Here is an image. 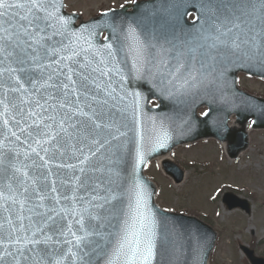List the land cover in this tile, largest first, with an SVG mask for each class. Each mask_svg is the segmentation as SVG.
Segmentation results:
<instances>
[{"label":"snow or ice","instance_id":"snow-or-ice-1","mask_svg":"<svg viewBox=\"0 0 264 264\" xmlns=\"http://www.w3.org/2000/svg\"><path fill=\"white\" fill-rule=\"evenodd\" d=\"M64 7L63 0H0V264H64L69 258L91 264L92 253L109 255L105 248L110 251L106 264H152L156 221L144 186L136 182L117 194L111 177L118 179L119 173L109 168L105 180L102 160L110 149L120 151L113 140L127 136L115 126L117 113L128 107H117L128 95L121 67L126 61L117 55L127 48L136 61L135 78L142 79L141 68L152 64L145 52L156 46L141 40L135 20H90L77 27L79 15L65 13ZM201 9L210 34L215 32L211 47L223 45L264 65V0H201ZM100 28L110 31L105 39L117 47L95 43ZM153 66L161 85L173 84L188 70L179 61ZM131 95L135 112L143 97ZM167 139L165 133L158 147ZM53 160L61 163L57 179L50 180ZM121 196L126 208L120 207ZM71 217L83 235L73 231ZM110 218H118V226Z\"/></svg>","mask_w":264,"mask_h":264},{"label":"water","instance_id":"water-1","mask_svg":"<svg viewBox=\"0 0 264 264\" xmlns=\"http://www.w3.org/2000/svg\"><path fill=\"white\" fill-rule=\"evenodd\" d=\"M64 2L65 0H63V3ZM130 7H133L132 14H136V16L125 18L120 21L135 20L137 34L145 43H158L159 37L157 34L149 32L150 28L148 25L151 22V24H153V20L145 19L138 15L161 16L166 13L178 17L181 16L183 18V31L173 32V38H175L177 42H170L167 44L166 49L168 53L164 54V60L169 62L182 61L188 70H182V79L180 80L184 81L186 79L192 85L194 84L193 81H196L197 84L195 86H197V92L192 96L184 94L182 100L179 101L177 105H174L173 108H175L176 111L171 115L169 113H162L161 115H156L155 113L144 114L141 113V110H143L142 106L137 107L135 112H133L130 106L132 97L128 89L132 88L131 80H137L135 78L137 74L135 68H133V65L130 63L131 56L127 48L119 52L117 55L118 60L126 61V63L121 64V67L126 76L124 87L127 89L128 95L125 96L122 102H117V107L121 109L126 106L128 107L123 115L117 113L115 117V126L119 127L121 131H126L127 136H121L117 140L112 141L113 145L121 146L119 152H116V149L112 148L104 153L106 158L102 160L105 166L103 178L105 180L109 178V173L107 171L109 168L119 173L118 179L115 176L111 177L116 181V183L111 186L115 189L117 194L123 193L126 187H130L136 182L144 186V190L147 193L145 197L147 209L154 215L156 221V247L154 249L155 255L152 264H210L218 242V233L212 226L204 223L197 217L183 213H172L161 209L156 202L158 187L145 175V171L151 162L161 159L163 160V171L177 184H180L184 180V174L173 163L170 155L178 147L211 138L225 144L227 153L232 159L238 158L242 152L246 151L249 147V122L253 120L252 129L254 130L264 129V100H258L238 89L236 75L240 72H245L253 76L264 78V65H261L258 59L245 58V60L241 57L240 53L237 54L238 52H234L232 49L226 48L223 45L217 44L216 47H211L214 43L212 37L215 35V32L212 30L210 34V21H208L207 15L201 9V0H143L133 6L127 5L121 10L107 12V16L102 14L90 20H99L103 23L111 24L109 20H116L112 17L113 14L129 12L128 9ZM63 11L69 15L76 14L67 12L66 7H64ZM191 13H196L199 17L195 22L190 24L188 23L187 16ZM79 17L80 19L74 20V25L77 27L79 26L77 25L78 21H80V23L82 21H90L84 20L80 15ZM233 31H235V29ZM103 32H106L107 37H110V31L108 29L100 28L98 29V34L93 37L95 43L99 45L112 42L114 47H117L115 40H103L101 38ZM176 44L177 48L175 49ZM155 46V48H149L145 52L148 57L153 58L152 56L154 53L157 55L160 54L159 43ZM224 50L230 51L234 56L230 66H228V69L232 73L231 80L230 82L226 81L224 83L227 93L225 95H220L218 93L207 94L202 90L198 91L199 84L202 81H204L202 86L206 88L213 84L214 75H216V71L220 69L223 59L222 56L220 58L212 56L215 52L222 55L225 53ZM210 51L214 52L210 53ZM235 54L237 55L235 56ZM194 61L204 62L208 65V69L203 72V76L199 74L202 69L196 67V65H190V63ZM145 69L147 68H141L144 74V78L142 79L159 82V76H157L156 73L151 72V74H149V71ZM151 70L153 71L156 69ZM202 77H204L203 80H201ZM181 85H183V88L188 87L187 84L181 83ZM120 95H124V93H120ZM206 106L209 108V111L204 116H199L197 113L198 110ZM233 115L237 116V121L230 127L228 126V121ZM124 125H127V128H125ZM9 126L11 127V125ZM0 131H3V129H0ZM112 131L115 133V129ZM165 133L168 137V139L164 141L166 146L160 148L158 147L157 141L162 138ZM11 139L14 144V138ZM0 140H3V136H0ZM21 140H23V137H21ZM5 143L8 142L6 141ZM19 148L21 151H24L26 150V145H19ZM113 152H115L116 155H113ZM140 156L143 157L142 160L139 158ZM21 159H23V157H21ZM109 159L112 163H109ZM69 162L75 163V161ZM59 163H61V161L53 160L48 165L51 169V173L49 174L50 180L57 179L55 173L57 172L56 166ZM117 184L119 187H116ZM68 195H71V193L69 192ZM121 200H123V204H121L120 207L126 208L127 200L124 196H121ZM101 202L102 201H95L94 203ZM224 202L229 210L240 207L248 214L251 213L248 202L233 195L227 194L224 198ZM118 203V201H113V204ZM61 206H64L63 201ZM75 207L79 208L80 205L77 203ZM109 207V205H105V208ZM91 210L94 214L99 212L101 215H108V213L102 209ZM75 219V217H71L67 222L73 223V231H76L77 235H83V233L78 231L79 225L74 223ZM110 220L113 225L118 226V218H110ZM93 223L95 222L93 221ZM105 223H108V221H105ZM116 230V227L108 228L109 232L115 233ZM68 239L74 240L70 235ZM89 239L95 241L99 240V237L92 236L89 237ZM105 243H107V241H105ZM68 247L69 246L66 245L65 249L67 250ZM241 249L246 254L251 264H264V258L257 257L252 250L246 247H241ZM73 250L77 251V249ZM87 250L88 249H86V251ZM97 251L100 250L97 249ZM104 251L109 253V255L97 257L95 253H92L91 264H106V260L110 258V251L108 248H105ZM88 259L89 257H85L86 261ZM64 264H73V261L69 258ZM76 264H81V262L77 261Z\"/></svg>","mask_w":264,"mask_h":264},{"label":"rangeland","instance_id":"rangeland-1","mask_svg":"<svg viewBox=\"0 0 264 264\" xmlns=\"http://www.w3.org/2000/svg\"><path fill=\"white\" fill-rule=\"evenodd\" d=\"M134 0H67L70 11L85 17L119 8ZM243 90L264 97V84L244 78ZM235 117L230 121L233 124ZM251 146L238 160L230 161L222 145L204 142L179 149L174 158L187 170L186 181L175 187L153 167L149 175L160 186L159 202L167 209L195 214L219 232L211 264H246L240 245L264 258V131L250 132ZM248 199L252 214L229 212L222 205L224 192ZM221 196H220V195Z\"/></svg>","mask_w":264,"mask_h":264},{"label":"flooded vegetation","instance_id":"flooded-vegetation-1","mask_svg":"<svg viewBox=\"0 0 264 264\" xmlns=\"http://www.w3.org/2000/svg\"><path fill=\"white\" fill-rule=\"evenodd\" d=\"M191 18H195V15H191ZM246 78L245 76H240V81L242 82V80ZM263 84V83H261ZM148 89L142 85L138 86V89L140 91H142L143 93H147V92H151L152 89H154V86L152 85H147ZM151 94L155 95L156 98H159L162 100L166 99L165 101L171 99V98H175L180 94L179 90H178V86L175 84H171V85H162V88L159 87V90H155V92H151ZM151 99H154V97L151 96ZM157 104L155 102L152 103V106H156Z\"/></svg>","mask_w":264,"mask_h":264}]
</instances>
